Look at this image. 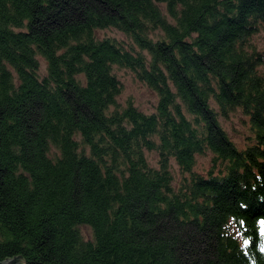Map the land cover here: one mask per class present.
Instances as JSON below:
<instances>
[{"label": "trees", "instance_id": "obj_1", "mask_svg": "<svg viewBox=\"0 0 264 264\" xmlns=\"http://www.w3.org/2000/svg\"><path fill=\"white\" fill-rule=\"evenodd\" d=\"M262 28L264 0H0V259L264 264ZM118 65L153 112L117 100Z\"/></svg>", "mask_w": 264, "mask_h": 264}, {"label": "rangeland", "instance_id": "obj_2", "mask_svg": "<svg viewBox=\"0 0 264 264\" xmlns=\"http://www.w3.org/2000/svg\"><path fill=\"white\" fill-rule=\"evenodd\" d=\"M164 11H166L165 4H161ZM97 34L99 37H105L107 35L112 37H118L120 39H127V36L122 31L117 28H105V29H97ZM159 34V31L157 32ZM253 43L259 48L264 54V28L254 33L252 37ZM40 57V64L42 71L47 70V62L44 57ZM259 70L264 73V62L259 66ZM115 72L117 77H120L123 83V90L119 94L117 100L124 104H127L128 101H133L135 105L139 107V109L144 110L146 112H153L156 104L159 101L157 91L151 87H149L145 82L139 80L137 76L134 75L133 71L124 67H120L119 65L115 67ZM221 123L225 129L228 130L229 135L232 140L238 143L240 147L245 146L247 143L246 137L251 134L249 117L244 115L242 112H236L235 114H231L229 118H221ZM148 157L153 165L157 162V152H148ZM213 154L208 152L206 154L197 156L196 169L203 173H206L212 166ZM173 173L175 177V185L181 179V172L179 166L173 163ZM83 232L85 236L91 235V229L89 227L83 226Z\"/></svg>", "mask_w": 264, "mask_h": 264}, {"label": "water", "instance_id": "obj_3", "mask_svg": "<svg viewBox=\"0 0 264 264\" xmlns=\"http://www.w3.org/2000/svg\"><path fill=\"white\" fill-rule=\"evenodd\" d=\"M0 264H23L19 256L12 257L11 259H0Z\"/></svg>", "mask_w": 264, "mask_h": 264}]
</instances>
